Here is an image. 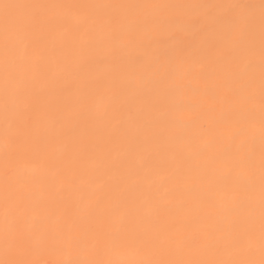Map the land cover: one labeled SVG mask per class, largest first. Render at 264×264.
Segmentation results:
<instances>
[{
    "label": "bare ground",
    "instance_id": "obj_1",
    "mask_svg": "<svg viewBox=\"0 0 264 264\" xmlns=\"http://www.w3.org/2000/svg\"><path fill=\"white\" fill-rule=\"evenodd\" d=\"M6 2L258 6L260 0ZM55 15L56 20L43 15L16 46L12 87L21 114L8 122L0 28V186L8 169L17 178L31 177L12 182L26 202L38 206L50 242L58 233L82 243L103 242L119 229L129 249L126 258L201 261L217 258V248L225 259L249 258L232 245L246 249L251 235L256 248L251 258L259 260L260 113L257 104L250 120L243 103L250 72L246 44L239 37L221 39L228 26L198 9H79ZM107 33L122 39L109 46ZM68 256L52 247L6 252L0 244L3 264H57Z\"/></svg>",
    "mask_w": 264,
    "mask_h": 264
},
{
    "label": "snow or ice",
    "instance_id": "obj_2",
    "mask_svg": "<svg viewBox=\"0 0 264 264\" xmlns=\"http://www.w3.org/2000/svg\"><path fill=\"white\" fill-rule=\"evenodd\" d=\"M257 7L259 8V89L257 93L255 83V32L257 23ZM79 9H119L129 11L133 9H198L203 10L214 21L220 25H227L228 30L220 36L223 40H231L239 37L246 44V51L250 56V72L246 81L247 91L243 97L248 118H255V110L259 108L260 113V237H259V260L251 258L256 248L253 238L248 236L246 249H240L238 243H233L237 253H245L249 258H223V249L215 250V259L201 261H188L181 259H155L151 257L126 258L129 249L127 241L119 236V229L110 235L105 241L88 240L81 242L71 234H59L54 241L48 239V226L42 221L38 206L32 202H26L25 196L13 179L28 180L31 177L17 178L15 170L8 169L5 172V182L0 186V244L6 252L34 251L45 247L55 250L69 252L68 258L57 261V264H264V0L259 5L251 3H217V4H40V3H8L0 0V28L3 32V50L5 63V81L3 95V109L6 122L10 116H19L18 111L21 101L12 87L13 71L18 68L15 55L18 42L27 34V29L35 24L41 17L48 14V19L56 20L57 12L68 13ZM62 18V17H60ZM122 38L113 33H107L104 37L109 46H114ZM129 42L132 38L129 37ZM196 53H191L193 65L196 64ZM21 59H24L21 57ZM257 95L259 97L257 102ZM9 124V128H10ZM9 128L5 130V146L12 143ZM254 141V137L252 138ZM254 150V144H249V151ZM9 156L5 153L7 162ZM249 181L255 179V172L251 165L248 169ZM91 205H89L90 207ZM124 214L119 219L123 222ZM134 255L139 254L136 250ZM3 264V262H0Z\"/></svg>",
    "mask_w": 264,
    "mask_h": 264
},
{
    "label": "rangeland",
    "instance_id": "obj_3",
    "mask_svg": "<svg viewBox=\"0 0 264 264\" xmlns=\"http://www.w3.org/2000/svg\"><path fill=\"white\" fill-rule=\"evenodd\" d=\"M113 20H115V18L113 19ZM117 20V19H116ZM116 20H115V23H116ZM116 24H118V23H116ZM115 25V24H114ZM118 26V25H117ZM116 27V26H115ZM119 28V27H118ZM117 28V29H118ZM173 39V38H172ZM178 39V38H177ZM173 40H176V36L174 37V39ZM162 44V43H161ZM163 45H164V43H163ZM163 45H161V47L163 46ZM164 47V46H163ZM152 49V48H151ZM154 49V48H153ZM38 254H40V253H38Z\"/></svg>",
    "mask_w": 264,
    "mask_h": 264
}]
</instances>
